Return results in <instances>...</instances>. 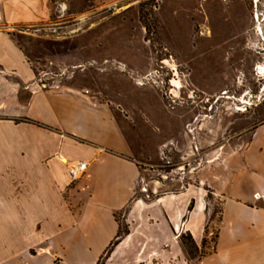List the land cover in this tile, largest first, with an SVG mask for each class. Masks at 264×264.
<instances>
[{
  "label": "rangeland",
  "instance_id": "obj_1",
  "mask_svg": "<svg viewBox=\"0 0 264 264\" xmlns=\"http://www.w3.org/2000/svg\"><path fill=\"white\" fill-rule=\"evenodd\" d=\"M67 6L59 18L54 3L50 19L19 26L13 37L35 60L41 84L77 88L111 104L140 163L137 197L156 202L220 161L215 175L236 170L237 149L264 123V0H68ZM213 191L207 189L198 249L184 231L183 256L176 243L150 241L135 216L133 239L103 261L198 264L219 235L222 199ZM152 208L145 213L156 216ZM126 211L116 214L127 231L120 242L130 229Z\"/></svg>",
  "mask_w": 264,
  "mask_h": 264
},
{
  "label": "crops",
  "instance_id": "obj_2",
  "mask_svg": "<svg viewBox=\"0 0 264 264\" xmlns=\"http://www.w3.org/2000/svg\"><path fill=\"white\" fill-rule=\"evenodd\" d=\"M53 9L54 0H0V264H97L125 209L129 233L108 259L133 239L135 216L150 241L176 243L183 256L181 231L199 247L205 238L208 188L222 199L219 235L198 264H264V123L237 149L235 171L215 175L220 161L156 202L137 197L140 163L111 104L41 84L35 60L13 37L19 26L46 22ZM72 161L87 163L75 181ZM150 207L156 216L145 213Z\"/></svg>",
  "mask_w": 264,
  "mask_h": 264
},
{
  "label": "built area",
  "instance_id": "obj_3",
  "mask_svg": "<svg viewBox=\"0 0 264 264\" xmlns=\"http://www.w3.org/2000/svg\"><path fill=\"white\" fill-rule=\"evenodd\" d=\"M67 1L68 0H55L56 10L59 18H64L67 14ZM49 25V24H48ZM50 26V25H49ZM32 28V27H30ZM51 29V28H50ZM40 29H35V31H39ZM54 32H57V28H52ZM87 168V163L83 161H72L68 165L69 174L72 180L80 179L85 173Z\"/></svg>",
  "mask_w": 264,
  "mask_h": 264
},
{
  "label": "trees",
  "instance_id": "obj_4",
  "mask_svg": "<svg viewBox=\"0 0 264 264\" xmlns=\"http://www.w3.org/2000/svg\"><path fill=\"white\" fill-rule=\"evenodd\" d=\"M193 205V203H192ZM119 232H118V235L116 236V238L109 244V246L107 247L106 251H105V254L98 260L97 264H106V262H104V258L106 256H108V254H111V252L113 251V249L116 247V245H118V243L120 242V240L122 239V237L127 233L126 230H123L122 229V226L121 224L119 223ZM190 235V238H191V241L192 243L195 245V247L198 249L199 246L197 245V243L195 242L193 236L191 233H189ZM183 236V235H182ZM185 245V244H184ZM109 257V256H108ZM107 257V258H108Z\"/></svg>",
  "mask_w": 264,
  "mask_h": 264
},
{
  "label": "bare ground",
  "instance_id": "obj_5",
  "mask_svg": "<svg viewBox=\"0 0 264 264\" xmlns=\"http://www.w3.org/2000/svg\"><path fill=\"white\" fill-rule=\"evenodd\" d=\"M259 69L261 72H264V65H260Z\"/></svg>",
  "mask_w": 264,
  "mask_h": 264
}]
</instances>
